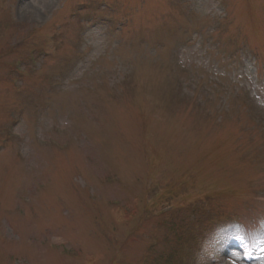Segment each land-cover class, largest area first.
<instances>
[{"label": "rangeland", "instance_id": "1", "mask_svg": "<svg viewBox=\"0 0 264 264\" xmlns=\"http://www.w3.org/2000/svg\"><path fill=\"white\" fill-rule=\"evenodd\" d=\"M0 264H264V0H0Z\"/></svg>", "mask_w": 264, "mask_h": 264}, {"label": "trees", "instance_id": "2", "mask_svg": "<svg viewBox=\"0 0 264 264\" xmlns=\"http://www.w3.org/2000/svg\"><path fill=\"white\" fill-rule=\"evenodd\" d=\"M196 205V204H195Z\"/></svg>", "mask_w": 264, "mask_h": 264}]
</instances>
